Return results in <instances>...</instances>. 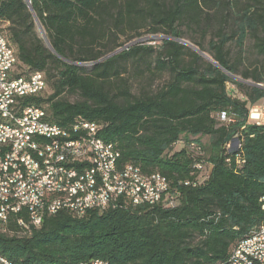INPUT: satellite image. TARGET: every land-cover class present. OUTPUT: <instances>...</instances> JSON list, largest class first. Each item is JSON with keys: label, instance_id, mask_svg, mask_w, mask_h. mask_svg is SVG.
Wrapping results in <instances>:
<instances>
[{"label": "trees", "instance_id": "16d2710c", "mask_svg": "<svg viewBox=\"0 0 264 264\" xmlns=\"http://www.w3.org/2000/svg\"><path fill=\"white\" fill-rule=\"evenodd\" d=\"M0 23L17 65L42 72L51 89L31 100L57 123L102 124L119 164L158 171L175 198L174 207L59 211L30 235L10 222L0 228L3 256L16 264H220L264 225V124L249 118L264 102V73L242 70L230 50L251 38L264 59V0H0ZM143 34L164 38L123 47ZM186 179L195 185L178 184Z\"/></svg>", "mask_w": 264, "mask_h": 264}, {"label": "built area", "instance_id": "2783aa9c", "mask_svg": "<svg viewBox=\"0 0 264 264\" xmlns=\"http://www.w3.org/2000/svg\"><path fill=\"white\" fill-rule=\"evenodd\" d=\"M1 25V24H0ZM9 53L0 43V108L10 122V113L21 117L22 131H9L0 127V228L8 230L13 222L22 234L30 235L32 228H38L45 216L67 210L75 216H83L93 210L98 214L112 208L136 206H175V198L169 185L163 182H137L136 177L117 176L108 178L105 167H114L111 160L113 142L96 137V130L103 125L95 121L90 124H69L70 137H62L56 127L40 126L39 111L27 109V102L41 97L47 85H43L42 72H27L28 80H21L20 73L10 68ZM37 117L38 126L25 127V119ZM261 112L255 105L249 118L261 124ZM223 122L230 121L225 114ZM82 136V144L91 149L88 161L71 162L74 146L71 135ZM179 144V142H178ZM58 149L59 157L48 160V151ZM196 168H201L198 162ZM79 169H87V177L79 178ZM158 172V171H156ZM19 178L17 187H8V180ZM81 182H88V189H81ZM179 185L194 186L189 179ZM71 193H84V200L71 203ZM58 194H68V201L57 203ZM244 253L260 255L264 260V225L251 235L240 240L228 257V264L244 263ZM0 264H8L0 259ZM85 264H107L102 259H93Z\"/></svg>", "mask_w": 264, "mask_h": 264}, {"label": "bare ground", "instance_id": "6f19581e", "mask_svg": "<svg viewBox=\"0 0 264 264\" xmlns=\"http://www.w3.org/2000/svg\"><path fill=\"white\" fill-rule=\"evenodd\" d=\"M4 25H0V43L2 47L7 49L9 53L10 68H15L17 64L16 51L14 47L10 44L5 31L3 29ZM21 80H28V73L20 74ZM43 85H47L46 78H43ZM27 109H33L39 111L40 117V126L46 127H56L59 130L62 137H70V127L68 124H60L55 122L50 118L47 109L45 106L34 103L33 100L27 102ZM77 122L81 124H90V121L83 118H77ZM69 124H76V118L69 122ZM38 126L37 117H28L25 119V127ZM0 127L8 128L9 131H22V122L21 117L18 113H10V122L8 117L4 116V108H0ZM99 131L96 130V137L99 136ZM71 142L74 146H80L78 151H73L71 155V162L79 161H88V157H91V149H88V145L82 144V136L79 134L71 135ZM59 157L58 149H50L48 151V160H56ZM120 152L117 149H112L111 160L114 162V167H105V175L108 178H117V176H127V177H136L137 182H148V179L155 180V182H163L164 176L159 172H151L150 174L143 173L139 167H136L132 164H119ZM87 177V169H79V178ZM19 185V178H12L8 180V187H17ZM165 185H169L168 180L165 178ZM81 189H88V182H81ZM84 200V193H71V203H78L79 201ZM68 201V194H58L57 203H64ZM67 211V210H60ZM0 259L8 264H16L3 256L0 253ZM244 263L246 264H264V260L260 255H252L251 253H244ZM220 264H228V258Z\"/></svg>", "mask_w": 264, "mask_h": 264}, {"label": "rangeland", "instance_id": "374dc122", "mask_svg": "<svg viewBox=\"0 0 264 264\" xmlns=\"http://www.w3.org/2000/svg\"><path fill=\"white\" fill-rule=\"evenodd\" d=\"M1 25L6 26V24L4 23H0ZM37 33L40 37L45 38L44 32L42 30L41 27L37 26L36 27ZM199 35H196V38H199ZM164 36L162 34H155V35H150V34H143L140 37L137 38H133L130 41H124V38H121V41H124V45L123 47H127L129 45H132L136 42H142V43H150V44H155L157 45L159 43V41L161 39H163ZM207 39H204L203 43L205 46V49L207 50V46L205 45L207 42ZM182 44L188 46L191 45L192 47L197 48L195 45H193L191 42H189L187 39H183L180 41ZM253 41L251 38H247V40L244 43V47L242 48V50H238V48L235 46L234 42H231L230 44V50L232 52V56L234 58H237V56H241V65L240 68L242 70H247L248 72H256V71H260L264 73V59L259 56L255 49L253 48ZM189 47V46H188ZM191 50H193L191 47H189ZM206 55L209 56L208 52H203ZM205 59V58H204ZM206 60V59H205ZM15 72L16 73H20V74H26L27 71L23 66H19L16 64L15 66ZM167 78L166 74H163L161 77L157 78L154 82V85H158L160 83H162L165 79ZM51 93V89L49 86L46 87L45 91L42 93L41 97H46ZM65 95L67 96V98H69L70 100H74L76 98L75 94H69L68 92L65 93ZM260 112H261V117L259 119V122L262 124H264V102L256 105ZM250 112V111H249Z\"/></svg>", "mask_w": 264, "mask_h": 264}, {"label": "water", "instance_id": "95a60500", "mask_svg": "<svg viewBox=\"0 0 264 264\" xmlns=\"http://www.w3.org/2000/svg\"><path fill=\"white\" fill-rule=\"evenodd\" d=\"M34 21H35L36 25L40 27L39 22H38V20L36 18L34 19ZM188 46L191 47L195 52H197L198 54H200L207 61L211 62L212 64H215L216 66H218L208 55H206L205 53H203L202 51H200L198 48L192 47L191 45H188Z\"/></svg>", "mask_w": 264, "mask_h": 264}, {"label": "crops", "instance_id": "0c3cea01", "mask_svg": "<svg viewBox=\"0 0 264 264\" xmlns=\"http://www.w3.org/2000/svg\"><path fill=\"white\" fill-rule=\"evenodd\" d=\"M263 124V123H262Z\"/></svg>", "mask_w": 264, "mask_h": 264}]
</instances>
